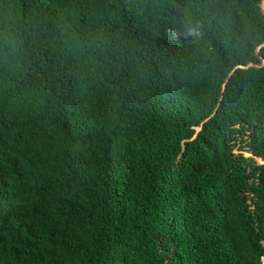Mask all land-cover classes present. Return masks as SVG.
Returning <instances> with one entry per match:
<instances>
[{"label": "trees", "instance_id": "1", "mask_svg": "<svg viewBox=\"0 0 264 264\" xmlns=\"http://www.w3.org/2000/svg\"><path fill=\"white\" fill-rule=\"evenodd\" d=\"M263 258L264 0H0V264Z\"/></svg>", "mask_w": 264, "mask_h": 264}, {"label": "clouds", "instance_id": "2", "mask_svg": "<svg viewBox=\"0 0 264 264\" xmlns=\"http://www.w3.org/2000/svg\"><path fill=\"white\" fill-rule=\"evenodd\" d=\"M188 34L191 37H197V36L201 35V25H200L199 21L195 22L194 26L190 29Z\"/></svg>", "mask_w": 264, "mask_h": 264}, {"label": "rangeland", "instance_id": "3", "mask_svg": "<svg viewBox=\"0 0 264 264\" xmlns=\"http://www.w3.org/2000/svg\"><path fill=\"white\" fill-rule=\"evenodd\" d=\"M261 4H262V2H261ZM263 6V5H262ZM258 50V49H257ZM260 61L259 60H257V61H248L247 60V66H258V65H260ZM241 67H243V66H241ZM200 129V126H198V127H196V130L198 131ZM245 155L247 156L248 155V153H245ZM257 162L258 163H261V160L260 159H258L257 158ZM264 259V258H263Z\"/></svg>", "mask_w": 264, "mask_h": 264}]
</instances>
